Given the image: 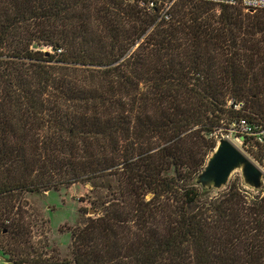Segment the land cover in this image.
Segmentation results:
<instances>
[{
  "label": "trees",
  "instance_id": "16d2710c",
  "mask_svg": "<svg viewBox=\"0 0 264 264\" xmlns=\"http://www.w3.org/2000/svg\"><path fill=\"white\" fill-rule=\"evenodd\" d=\"M210 4L175 0L165 20L138 0H0V249L13 264H61L32 250L25 194L77 182L99 214L72 230L64 264H264V184L195 182L215 131L264 122L262 19Z\"/></svg>",
  "mask_w": 264,
  "mask_h": 264
},
{
  "label": "rangeland",
  "instance_id": "374dc122",
  "mask_svg": "<svg viewBox=\"0 0 264 264\" xmlns=\"http://www.w3.org/2000/svg\"><path fill=\"white\" fill-rule=\"evenodd\" d=\"M210 5L216 13L222 8L221 5ZM246 11H249L254 16V19H262V22L259 23V29L264 31V10ZM261 35L263 34H258L259 37ZM244 108L246 110L248 108L251 109L248 102L244 103ZM221 133L225 135L227 131L223 129ZM217 140L216 138V142ZM261 152H257L254 155L246 154L264 171V155ZM228 182L243 184L239 169L231 172ZM91 188L92 186L88 182H77L68 187L62 186L43 193L25 194L29 205L30 224L28 239H30V244H32V250L35 249L45 253L48 248L44 256H50V259H55L61 264H64L65 260L69 261L72 258L70 246L72 230L77 226H83L88 218H93L99 214L98 205L92 202L93 193ZM216 190L211 189V192ZM7 261H9V254L3 253L0 249V264H7Z\"/></svg>",
  "mask_w": 264,
  "mask_h": 264
},
{
  "label": "water",
  "instance_id": "95a60500",
  "mask_svg": "<svg viewBox=\"0 0 264 264\" xmlns=\"http://www.w3.org/2000/svg\"><path fill=\"white\" fill-rule=\"evenodd\" d=\"M235 169L240 170L242 182L247 188L255 191L262 188L264 171L233 141L220 137L195 182L202 188L220 189L228 183Z\"/></svg>",
  "mask_w": 264,
  "mask_h": 264
},
{
  "label": "built area",
  "instance_id": "2783aa9c",
  "mask_svg": "<svg viewBox=\"0 0 264 264\" xmlns=\"http://www.w3.org/2000/svg\"><path fill=\"white\" fill-rule=\"evenodd\" d=\"M175 0H138V5L148 12L155 13L157 10L158 19H169L171 16V8ZM211 3L219 4H232L240 1L247 9H264V0H202ZM232 104L235 110H241L244 107L243 100L233 101L228 100V105ZM223 129H218L213 133L216 140L220 137H225L233 141L236 145L243 144L245 136L249 137L254 144V148L257 146H264V122L259 123L250 120L246 116H241L233 119L225 130L227 133L223 135ZM243 150V149H242ZM244 151V150H243ZM245 152V151H244ZM246 153V152H245ZM248 154V153H247ZM249 155V154H248ZM264 184V182H263ZM7 264H13L12 261H7Z\"/></svg>",
  "mask_w": 264,
  "mask_h": 264
}]
</instances>
